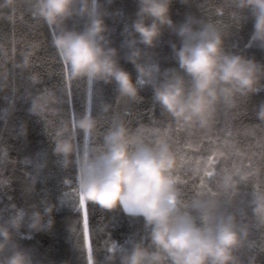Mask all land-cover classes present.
Wrapping results in <instances>:
<instances>
[{"label": "clouds", "instance_id": "9594fccd", "mask_svg": "<svg viewBox=\"0 0 264 264\" xmlns=\"http://www.w3.org/2000/svg\"><path fill=\"white\" fill-rule=\"evenodd\" d=\"M13 2L4 0L3 6ZM25 2L26 12L50 30L51 46L69 83L114 85L120 99L131 101L142 100L141 89L150 85L154 103L180 127L209 126L218 106H231L238 96L257 93L264 81V63L244 50H230L222 25L191 16L175 24L174 0H137L136 18L124 26L121 48L136 68L135 80L119 62L120 50L112 39L115 29L106 22L111 14L100 0ZM225 5L236 17L252 22L250 42L244 47L264 50V0H225ZM69 21L74 22L72 27ZM166 29L179 43L170 42L169 59L176 67L161 74L160 65L147 62L146 55L158 46ZM28 99L33 116L46 119L59 111L51 91ZM109 110V105L103 106L105 113ZM257 116L264 121V104ZM99 123L87 107L61 120L50 132L53 153L64 168L75 166L79 205L91 203L109 211L122 207L130 217L143 220L147 240L111 242L102 260L94 251L87 252V264H243L253 227L264 228V191H253L248 210L240 212L222 209L214 199L187 203L177 189L176 156L166 141L152 144L133 137L127 124L114 117L101 143H85ZM27 135V124H21L17 136ZM54 210L56 205L48 204L43 213L33 211L26 217L21 210L0 218V264H38L32 250L22 245L21 230L25 226L51 230ZM249 264H255L254 259Z\"/></svg>", "mask_w": 264, "mask_h": 264}, {"label": "trees", "instance_id": "16d2710c", "mask_svg": "<svg viewBox=\"0 0 264 264\" xmlns=\"http://www.w3.org/2000/svg\"><path fill=\"white\" fill-rule=\"evenodd\" d=\"M100 2L111 14L106 22L115 29L112 39L120 50L119 62L135 80L136 68L121 48V33L136 18L137 0ZM3 5L0 0V218L21 210L28 217L33 211L43 213L48 204L56 205L51 230L32 231L27 226L21 230V243L32 250L38 264H87V252L94 251L102 260L111 242L147 240L143 220L130 217L122 207L109 211L90 203L82 208L75 166L64 168L53 153L51 130L85 107L100 121L93 138L85 143H101L114 117L127 124L133 137L152 144L166 141L176 156L177 189L187 203L195 198L214 199L222 209L240 212L248 210L253 191H264V121L257 116L264 104V81L257 93L238 96L231 106H218L209 126L180 127L154 103L150 85L141 89L142 100L131 101L120 99L114 85L69 83L51 46L48 27L26 12L25 0ZM189 16L222 25L230 50H244L264 63V50L244 47L250 42L252 22L236 17L225 0H190L188 5L174 0L173 22L179 25ZM73 23L69 21V27ZM170 42L179 43L174 32L166 29L158 46L146 55L147 62L160 65L161 74L176 67L169 59ZM48 91L57 97L59 111L46 119L31 115L28 97ZM104 105L110 106L107 113ZM24 123L26 139L17 136ZM79 141L83 142L82 133ZM85 212L88 234H84ZM242 256L243 264L252 259L264 264V228L253 227L250 247Z\"/></svg>", "mask_w": 264, "mask_h": 264}, {"label": "snow or ice", "instance_id": "6c2138e0", "mask_svg": "<svg viewBox=\"0 0 264 264\" xmlns=\"http://www.w3.org/2000/svg\"><path fill=\"white\" fill-rule=\"evenodd\" d=\"M85 205L82 206V208H84ZM88 216H87V212H85L84 214V234H88Z\"/></svg>", "mask_w": 264, "mask_h": 264}]
</instances>
